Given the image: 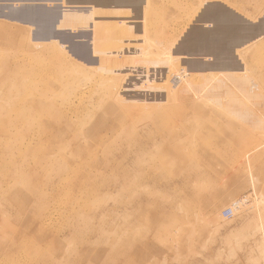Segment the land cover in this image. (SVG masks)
<instances>
[{"label": "rangeland", "instance_id": "1", "mask_svg": "<svg viewBox=\"0 0 264 264\" xmlns=\"http://www.w3.org/2000/svg\"><path fill=\"white\" fill-rule=\"evenodd\" d=\"M58 1L0 0V264H264V0H150L142 44L93 34L139 57L98 60Z\"/></svg>", "mask_w": 264, "mask_h": 264}, {"label": "crops", "instance_id": "2", "mask_svg": "<svg viewBox=\"0 0 264 264\" xmlns=\"http://www.w3.org/2000/svg\"><path fill=\"white\" fill-rule=\"evenodd\" d=\"M62 0L58 2L52 3H46L45 7H52L53 6H59L60 10H77V11H84L86 14V18H84V22L81 24H74L69 27L68 33L69 34H77V33H84L88 36V39L90 40L89 47L87 55L90 57L97 56L96 60L98 59H105V58H133V55H136L139 57V55L135 52V50H128L126 52L123 51H101V50H94V45H96L95 39H94V30L98 25H113V26H126L127 29H131L134 36L140 41L142 40L143 32L145 31V21L149 20V16L152 12H157L158 8L153 6L151 8L150 0H129L130 4L128 7H126L125 11L122 13V15H115L114 13H111V15L101 16L96 15L94 13L93 5L89 2H85L84 0H81L78 3L72 2L70 0ZM247 23V22H246ZM249 24V23H248ZM134 29H133V28ZM128 32V30H127ZM126 32V34H127ZM130 33V32H128ZM128 35V34H127ZM125 36V35H124ZM142 47V45H141ZM132 51V52H129ZM95 56V57H96ZM78 57V56H75ZM79 58V57H78ZM81 60V58H79ZM9 165H11V162H8Z\"/></svg>", "mask_w": 264, "mask_h": 264}, {"label": "bare ground", "instance_id": "3", "mask_svg": "<svg viewBox=\"0 0 264 264\" xmlns=\"http://www.w3.org/2000/svg\"><path fill=\"white\" fill-rule=\"evenodd\" d=\"M51 17H53V16H51ZM50 19H54V20H56V18H55V16L53 17V18H50ZM53 20V21H54ZM71 27V26H70ZM68 30H69V28H68ZM199 69V68H198ZM201 70V69H200ZM201 72H202V70H201ZM183 78H184V74H183V76H182ZM155 79V78H154ZM202 82H204V80H202ZM174 84H176V82L174 83ZM173 84V85H174ZM172 85V86H173ZM207 85H205V91L206 90H208V88L206 87ZM177 87V86H176ZM179 87V88H178ZM178 87H177V89H174L173 90V92L170 94V91H172L170 88L168 89L167 88V85H164L162 88L164 89V92L163 91H159V89H157V88H154L153 87V90H152V93H150V94H153V93H157L156 94V97H155V100H156V102H155V111L156 112H158V111H162L164 108H165V106H167V105H172L173 104V106H174V104H179L180 103V100H182V104H183V106L185 107V108H190V109H192V110H194V111H196L197 113H201L202 111L200 110L201 108L199 107V106H197L196 104H193V103H190V102H188V101H186L185 99H183V97L184 96H186L184 93L182 94V89H181V86L180 85H178ZM209 90H211V89H209ZM208 90V91H209ZM195 93H196V91H194ZM207 92V91H206ZM179 94L180 95V100L178 99V98H176V94ZM170 94V95H169ZM218 95H220V94H218ZM170 96H172L171 98H173V96H175L174 97V100H167ZM230 97V96H229ZM229 97H221L220 99H221V102L225 105V106H227V107H235L234 105H232L233 103H231V104H229V103H226V102H224L223 100H225V101H227L228 100V98ZM176 98V99H175ZM182 98V99H181ZM224 98V99H223ZM178 99V100H177ZM228 101H230V100H228ZM168 102V103H167ZM142 105V104H141ZM140 105V106H141ZM139 107V106H138ZM173 109V108H172ZM183 109V108H182ZM143 110V109H142ZM145 110H146V108H145ZM166 110V109H165ZM164 110V111H165ZM185 110V109H184ZM105 111V110H104ZM203 113V112H202ZM104 117V116H103ZM103 120V119H102ZM102 120L100 121V119H99V122L101 123L102 122ZM9 122L10 121H8L7 123L9 124ZM44 122H45V120H44ZM107 122V121H106ZM105 122V123H106ZM41 124V123H40ZM42 124H45L46 125V123H42ZM205 124V123H204ZM39 125V124H38ZM205 126H208V125H205ZM209 127V126H208ZM210 133L212 134V132L210 131ZM125 138V137H124ZM216 137H213L211 140H213L212 142H211V147H215L216 146V144L218 143V141L215 139ZM164 139V138H163ZM205 140V139H204ZM207 140V139H206ZM205 143H208V141H205ZM78 145V144H77ZM127 145V144H126ZM161 145V144H160ZM209 145H210V142L208 143V147H209ZM172 151V150H171ZM175 151V150H174ZM179 152V151H178ZM177 152V153H178ZM190 153V155H191V157L192 158H197V159H205L204 161H208V159L206 158V154H205V152H203V153H201L200 152V149H198V148H196V151H194V149L193 150H190L189 151ZM207 152V151H206ZM175 153V152H174ZM181 153V152H180ZM109 154V153H108ZM172 154V153H171ZM105 156V155H104ZM142 157V156H141ZM144 157V156H143ZM142 157V158H143ZM50 158V157H49ZM140 159V158H139ZM58 160V159H57ZM138 160V159H137ZM52 161V160H51ZM55 162V161H54ZM53 162V163H54ZM59 162V161H58ZM188 162H190V161H188ZM195 162V161H194ZM179 163H182L181 161L179 162ZM14 163L12 162L11 163V165H13ZM186 165V164H185ZM184 165V167H186ZM180 166V165H179ZM195 167V166H194ZM193 167V168H194ZM187 168V167H186ZM211 168V167H210ZM18 169H19V167H18ZM195 171V170H194ZM197 171H198V169H197ZM224 173H225V171H223ZM194 173V172H193ZM198 173V172H197ZM198 176H199V174H197ZM201 175V174H200ZM74 176V175H73ZM69 183V182H68ZM80 183V182H79ZM23 184V183H22ZM82 184V183H81ZM114 184V183H113ZM70 189V188H69ZM122 190V189H121ZM122 194V193H121ZM127 195V194H126ZM102 196V195H101ZM128 196V195H127ZM167 200V199H166ZM170 201H171V199H170ZM254 204V203H253ZM214 207V206H213ZM212 207V208H213ZM249 207V206H248ZM95 208V207H94ZM211 215H212V212H211ZM90 216V215H89ZM216 216V215H215ZM88 219V218H87ZM86 220V219H85ZM91 225V224H90ZM39 235V234H38ZM113 248V247H112ZM109 252V251H108ZM107 263V262H106ZM98 264V263H97Z\"/></svg>", "mask_w": 264, "mask_h": 264}, {"label": "built area", "instance_id": "4", "mask_svg": "<svg viewBox=\"0 0 264 264\" xmlns=\"http://www.w3.org/2000/svg\"><path fill=\"white\" fill-rule=\"evenodd\" d=\"M232 214H233L232 210L229 209V210L225 211L224 217L225 218H230V217H232Z\"/></svg>", "mask_w": 264, "mask_h": 264}]
</instances>
